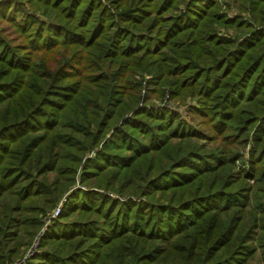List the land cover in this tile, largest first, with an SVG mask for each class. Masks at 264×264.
Listing matches in <instances>:
<instances>
[{
  "label": "trees",
  "instance_id": "16d2710c",
  "mask_svg": "<svg viewBox=\"0 0 264 264\" xmlns=\"http://www.w3.org/2000/svg\"><path fill=\"white\" fill-rule=\"evenodd\" d=\"M81 1L57 0L63 9L45 12L47 22L14 18L22 38L31 35L25 47L0 35V264L25 256L24 199L71 204L76 170L100 146L106 165L85 161L86 189L74 191L79 219L64 208L20 264H254L259 252L264 263V0ZM137 73L152 76L162 98L176 75L170 97L203 100L196 113L214 133L138 108Z\"/></svg>",
  "mask_w": 264,
  "mask_h": 264
},
{
  "label": "rangeland",
  "instance_id": "374dc122",
  "mask_svg": "<svg viewBox=\"0 0 264 264\" xmlns=\"http://www.w3.org/2000/svg\"><path fill=\"white\" fill-rule=\"evenodd\" d=\"M69 0H66V3L64 5L67 4ZM81 1V0H80ZM84 1V0H82ZM81 1V2H82ZM221 0V4H222ZM56 2L57 0H0V35L1 38L5 41H9V44L12 45H17L18 44V48L19 47H25L26 45H28L29 39L31 37L27 36L25 38H22V34H20L21 31V23H14V18L19 19V20H25V19H29L34 21V19H38L39 21H49L50 18H46L44 16L45 12H48L49 14H51L52 12L54 13H60V11H62L63 6L56 8ZM84 5L82 4L81 7H83ZM183 7L181 6V9ZM235 7H231L229 10V13L231 15V17L234 16V14L237 13V10L234 9ZM17 11H22V12H17ZM178 14V13H176ZM174 15V14H172ZM54 16V14H53ZM52 16V17H53ZM243 16L245 17V19H247L248 21L252 22V18H251V13H250V9H248ZM63 31L60 32V29L56 28V34L59 35L61 34ZM220 33L227 37V38H231V39H239L242 38L243 35L239 34L238 31L233 30V29H221ZM62 38V36H61ZM50 41L48 34L44 33V35L41 36V39L39 40V43L41 44H45L46 42ZM3 60V59H1ZM8 63H0V67H4L6 68ZM152 76H150L147 73H137L134 76L130 77V80L132 82H134L135 84H141V88H140V100H139V106L138 108H142V110L150 112L151 115H153L154 120L161 122V123H166V117H172V119H174L175 121H177L178 123H182V125L191 133H200L201 132H206V133H214L213 130L211 129V127L205 123L206 119L201 117L199 114L196 113V111L200 110V107H203V100H200L199 98H193V97H187V96H182V97H178V96H173L170 97V91L172 90V86L178 88V78L176 75L171 76L170 78L167 79V83L163 86V90L164 92V96L162 98L161 95V90L159 85L154 84V83H150V81L152 80L151 78ZM158 89V92H156V90ZM121 124V122H120ZM209 128V130H208ZM20 131L24 132V128L22 127H18L17 128ZM8 136V134H5ZM5 135L2 136V139L4 140ZM18 135V134H17ZM111 136V133L108 135V137L106 138L109 139ZM10 139V138H9ZM196 141L198 142V144L200 145H206V146H210L209 141H206L205 139H201L198 138L196 139ZM221 143V142H220ZM220 143H216L213 146H216ZM19 149L18 146V141L15 143V145L13 146V151H12V159L15 161V165L18 164L19 162V158L18 155H16L13 152H17ZM101 149V146L98 148ZM91 151L90 153H88L86 155V157L84 158V161L82 162V164L78 167V169L76 170V175L74 178L75 183V188L73 189V194L72 195H77L75 200H72V203L75 202L74 204H69L67 202V206H65L66 201L63 198L62 201L60 203H57L56 206L51 209L50 207L45 208L46 205L43 203V199L41 198H29V199H24L22 206H23V212L20 214H16V217L19 218L21 220V231H24V227L26 224V229L27 232L26 234L23 236L24 237V243L27 242V244H23L21 251L22 253L25 254L24 257H22L20 260L16 261L14 264H20L23 263L26 259L32 257L37 251H38V247H39V242L40 239L45 235L46 230L48 229V227L51 226V222L56 219L57 217H59V215L61 214L62 210L65 208L64 211H69V220H78V214H74L73 216H71L72 211H73V207L74 205H80L81 203L78 202L79 195L80 192L76 193L74 191L76 190H84L86 189L85 187L82 186V180L84 177V173L82 170V167H84L85 161L89 160V162L91 163L89 165V167L91 169H100L102 170V167H104L106 164L100 162L101 160L96 158L95 155L97 154V150ZM249 147L246 148L244 150V154H243V159L247 160L249 157ZM68 163L63 162V166L66 167V169H68L66 171V173L71 174V169H73L74 167H69L67 166ZM77 167V166H76ZM237 167L239 169L242 168V163L241 161H239L237 163ZM70 169V170H69ZM94 176H97L96 173H94ZM54 177V174H50V178L48 179L49 182L52 181V178ZM36 180L38 181L39 178L36 177ZM97 184H91V186L93 187L91 190L95 191L97 194L100 195H104L106 197H109L111 199H113L114 201H126L127 198H125L122 195H119L115 192L112 191H106L104 189L98 188L96 187ZM37 190V188H35ZM34 189V190H35ZM153 191H157V189H154ZM95 197V196H93ZM97 197V196H96ZM135 200V198H133ZM35 207H41V208H45L44 211L47 215H43V214H36L34 211H31L32 208ZM146 205L143 206V208H145ZM42 209V211H43ZM49 210H51L49 212ZM198 209H195V213ZM13 214L8 216H12ZM2 223V222H1ZM40 225H44V229H42L41 232H39L40 228L38 229V227ZM49 225V226H48ZM5 227V226H4ZM10 227V226H9ZM8 227V228H9ZM38 229V231H37ZM32 231L33 233L31 235H35L33 238H31L30 236L28 237L27 234H29ZM36 231V233H35ZM39 232V233H38ZM11 235L12 233H15L14 231H9ZM1 234V233H0ZM23 235V232H22ZM30 242V243H28ZM260 251V250H259ZM254 264H264L262 259L260 258V252L258 253V257L255 261Z\"/></svg>",
  "mask_w": 264,
  "mask_h": 264
}]
</instances>
